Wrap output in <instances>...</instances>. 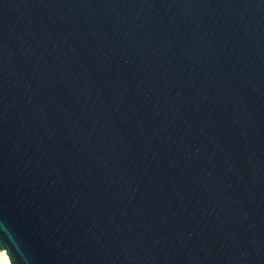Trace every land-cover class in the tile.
Listing matches in <instances>:
<instances>
[{"label":"water","instance_id":"water-1","mask_svg":"<svg viewBox=\"0 0 264 264\" xmlns=\"http://www.w3.org/2000/svg\"><path fill=\"white\" fill-rule=\"evenodd\" d=\"M11 264H264V0H0Z\"/></svg>","mask_w":264,"mask_h":264},{"label":"bare ground","instance_id":"bare-ground-1","mask_svg":"<svg viewBox=\"0 0 264 264\" xmlns=\"http://www.w3.org/2000/svg\"><path fill=\"white\" fill-rule=\"evenodd\" d=\"M0 259L6 264H11L10 258L6 251H0Z\"/></svg>","mask_w":264,"mask_h":264},{"label":"rangeland","instance_id":"rangeland-1","mask_svg":"<svg viewBox=\"0 0 264 264\" xmlns=\"http://www.w3.org/2000/svg\"><path fill=\"white\" fill-rule=\"evenodd\" d=\"M0 264H6V263H4L2 259H0Z\"/></svg>","mask_w":264,"mask_h":264}]
</instances>
